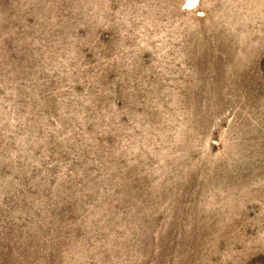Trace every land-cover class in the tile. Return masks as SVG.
I'll list each match as a JSON object with an SVG mask.
<instances>
[{"label": "rangeland", "instance_id": "1", "mask_svg": "<svg viewBox=\"0 0 264 264\" xmlns=\"http://www.w3.org/2000/svg\"><path fill=\"white\" fill-rule=\"evenodd\" d=\"M0 264H264V0H0Z\"/></svg>", "mask_w": 264, "mask_h": 264}]
</instances>
